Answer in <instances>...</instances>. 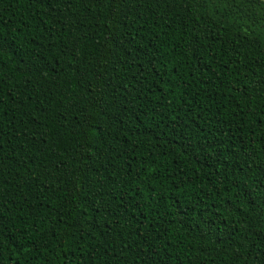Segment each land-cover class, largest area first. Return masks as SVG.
<instances>
[{
	"label": "trees",
	"instance_id": "16d2710c",
	"mask_svg": "<svg viewBox=\"0 0 264 264\" xmlns=\"http://www.w3.org/2000/svg\"><path fill=\"white\" fill-rule=\"evenodd\" d=\"M0 264H264V5L0 0Z\"/></svg>",
	"mask_w": 264,
	"mask_h": 264
},
{
	"label": "water",
	"instance_id": "95a60500",
	"mask_svg": "<svg viewBox=\"0 0 264 264\" xmlns=\"http://www.w3.org/2000/svg\"><path fill=\"white\" fill-rule=\"evenodd\" d=\"M258 1H260L264 5V0H258Z\"/></svg>",
	"mask_w": 264,
	"mask_h": 264
},
{
	"label": "snow or ice",
	"instance_id": "6c2138e0",
	"mask_svg": "<svg viewBox=\"0 0 264 264\" xmlns=\"http://www.w3.org/2000/svg\"><path fill=\"white\" fill-rule=\"evenodd\" d=\"M0 47H2V45H0Z\"/></svg>",
	"mask_w": 264,
	"mask_h": 264
}]
</instances>
